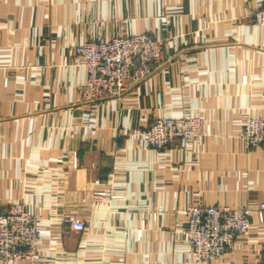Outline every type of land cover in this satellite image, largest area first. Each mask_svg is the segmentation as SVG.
Wrapping results in <instances>:
<instances>
[{"label": "crops", "instance_id": "0c3cea01", "mask_svg": "<svg viewBox=\"0 0 264 264\" xmlns=\"http://www.w3.org/2000/svg\"><path fill=\"white\" fill-rule=\"evenodd\" d=\"M260 3L0 0V210L21 200L43 216L35 264H198L189 206L264 202V144L239 136L244 112L264 116V25L249 14ZM143 31L162 43L152 74L121 97L81 98L74 46ZM186 115L208 134L147 144L156 117ZM263 241L253 214L234 249L199 264H263Z\"/></svg>", "mask_w": 264, "mask_h": 264}, {"label": "built area", "instance_id": "2783aa9c", "mask_svg": "<svg viewBox=\"0 0 264 264\" xmlns=\"http://www.w3.org/2000/svg\"><path fill=\"white\" fill-rule=\"evenodd\" d=\"M260 1L249 14L258 25H264V0ZM161 54V41L146 31L115 32L110 38L97 37L75 45L73 64L88 70L86 83L78 86L81 98L94 101L121 97L152 74ZM141 133L149 146L163 149L176 145L177 138L201 140L208 129L200 116H159ZM239 136L249 147L263 145L264 116L244 112ZM78 161L77 152H74L73 166H77ZM186 212L187 257L198 264L223 257L234 249L240 236L252 226L253 214L264 223V202L256 208L248 204L194 203ZM42 219L40 213L31 212L21 200L10 202L7 209L0 210V261L14 264L22 259L35 264ZM64 221L75 230L87 227L86 221L75 215L66 216ZM260 253L264 264V241Z\"/></svg>", "mask_w": 264, "mask_h": 264}]
</instances>
